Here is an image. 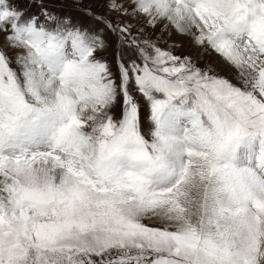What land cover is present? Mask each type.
Wrapping results in <instances>:
<instances>
[{
  "label": "snow or ice",
  "instance_id": "6c2138e0",
  "mask_svg": "<svg viewBox=\"0 0 264 264\" xmlns=\"http://www.w3.org/2000/svg\"><path fill=\"white\" fill-rule=\"evenodd\" d=\"M106 7L0 0V264H264V0Z\"/></svg>",
  "mask_w": 264,
  "mask_h": 264
},
{
  "label": "rangeland",
  "instance_id": "374dc122",
  "mask_svg": "<svg viewBox=\"0 0 264 264\" xmlns=\"http://www.w3.org/2000/svg\"><path fill=\"white\" fill-rule=\"evenodd\" d=\"M27 3L33 12H39L41 10L40 6L42 5L44 9L53 15L66 16L78 24L89 28L99 27L102 34L104 31L103 26L94 19V16H105L111 19L116 18L115 13H110L106 7V0H27ZM152 35L160 47L167 49L171 45V50L175 55L191 56L200 67H205L211 63L218 74H226V71L220 68V65L214 59V53L205 54L202 50H196L192 47L191 42H184L185 39L177 37L172 31H169L168 35H164L156 29ZM5 51H8V49L5 48ZM108 58L111 61L112 54L110 52ZM12 67L17 68L14 60Z\"/></svg>",
  "mask_w": 264,
  "mask_h": 264
},
{
  "label": "bare ground",
  "instance_id": "6f19581e",
  "mask_svg": "<svg viewBox=\"0 0 264 264\" xmlns=\"http://www.w3.org/2000/svg\"><path fill=\"white\" fill-rule=\"evenodd\" d=\"M157 30H158V31H161L164 35H168V34H169V31H172V33H175V35H177V37L185 39L184 42H187V43L190 42V38H187V37H185V36H183V35H180V34L176 33L175 30H173V29H171V28H169L167 31H162V30L158 27ZM170 35H171V34H170ZM170 35H169V36H170ZM173 36H174V34H173ZM214 59L217 61L218 58H217L216 56H214ZM217 64H218V63H217ZM218 65H220V64H218ZM16 66H17V65H16ZM17 67H18V66H17ZM220 68L224 69L221 65H220ZM224 70H225V69H224ZM225 71H226V70H225Z\"/></svg>",
  "mask_w": 264,
  "mask_h": 264
}]
</instances>
